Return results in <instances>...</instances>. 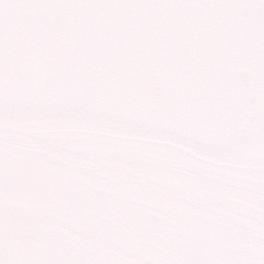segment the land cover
I'll use <instances>...</instances> for the list:
<instances>
[{
	"label": "snow or ice",
	"instance_id": "obj_1",
	"mask_svg": "<svg viewBox=\"0 0 264 264\" xmlns=\"http://www.w3.org/2000/svg\"><path fill=\"white\" fill-rule=\"evenodd\" d=\"M0 264H264V0H0Z\"/></svg>",
	"mask_w": 264,
	"mask_h": 264
}]
</instances>
